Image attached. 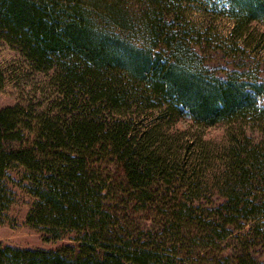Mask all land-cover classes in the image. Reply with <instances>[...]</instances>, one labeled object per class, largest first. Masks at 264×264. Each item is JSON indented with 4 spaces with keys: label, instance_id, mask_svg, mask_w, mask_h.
Returning <instances> with one entry per match:
<instances>
[{
    "label": "trees",
    "instance_id": "16d2710c",
    "mask_svg": "<svg viewBox=\"0 0 264 264\" xmlns=\"http://www.w3.org/2000/svg\"><path fill=\"white\" fill-rule=\"evenodd\" d=\"M203 1L0 0V41L49 74L57 94L49 112L0 109V217L14 183L33 197L25 223L44 240L61 241L55 248L0 243V264H190L119 227L109 201L118 187L110 188L96 164L121 166L124 198L147 203L155 196L166 206L171 192L159 197L154 183L199 188L190 156L176 153L168 128L182 118L199 127L264 126V79L251 74V64L218 74L195 47L206 30L184 7ZM207 1L232 19L238 49L252 22H264V0ZM4 81L0 71V89ZM232 142L215 183L223 202L210 219L186 202L164 214L176 228L199 222L220 239L250 221L254 242L244 243L238 264H264L249 252L264 241V142L251 144L243 130Z\"/></svg>",
    "mask_w": 264,
    "mask_h": 264
},
{
    "label": "rangeland",
    "instance_id": "374dc122",
    "mask_svg": "<svg viewBox=\"0 0 264 264\" xmlns=\"http://www.w3.org/2000/svg\"><path fill=\"white\" fill-rule=\"evenodd\" d=\"M219 7L216 9L207 0L185 5V17L195 27L206 30L204 40L195 46L196 49L218 74L238 67L245 60L251 64V74L264 79V22H252L251 35L243 42L240 40L238 49L231 42L234 37L231 32L233 21L219 14ZM0 71L5 76L4 85L0 89V109L21 104L35 111L49 112L54 107L52 103L57 99V94L49 74L34 71L18 51L3 41H0ZM241 130L251 144L264 142V126L251 121L199 127L191 120L182 118L166 130L176 140V153H180V156L184 154L185 158L190 156L188 162L195 168V172L190 171V175L195 177L193 181L199 185L192 193L189 182L169 184L161 180L154 183L159 197L168 190L171 192L166 206L155 196L153 202L147 203L124 198V189L119 186L124 175L121 166L115 160L97 162L96 166L102 177L108 180L110 188L113 190L116 185L118 187L113 190L115 194L110 196L109 201L118 218L119 227L134 239L178 253L190 264H238L244 243L254 242L255 234L250 232V221L241 228L232 225L228 236L220 239L215 233L210 235L212 231L203 228L199 222L186 221L176 228L177 224L169 221L164 213L172 205H183L186 202L187 205L194 204L195 215L202 213L201 220L210 219V210L215 211L216 206L223 202L221 191L215 185L216 177L225 171L227 148L233 144L232 140ZM10 187L14 193L13 201L0 217V243L19 247L58 246L60 240L46 241L38 230L25 223V215L33 197L14 183H10ZM253 194L262 196L259 191ZM261 217L264 218V215ZM249 252L257 262L264 263V241L256 240Z\"/></svg>",
    "mask_w": 264,
    "mask_h": 264
}]
</instances>
